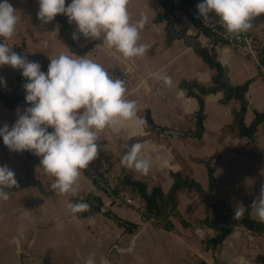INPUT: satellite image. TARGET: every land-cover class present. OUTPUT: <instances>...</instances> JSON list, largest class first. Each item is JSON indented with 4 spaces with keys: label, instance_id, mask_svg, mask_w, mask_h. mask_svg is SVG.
Returning <instances> with one entry per match:
<instances>
[{
    "label": "crops",
    "instance_id": "crops-1",
    "mask_svg": "<svg viewBox=\"0 0 264 264\" xmlns=\"http://www.w3.org/2000/svg\"><path fill=\"white\" fill-rule=\"evenodd\" d=\"M163 1L170 12L169 21L163 19L160 0H129L133 22L141 12L147 16L139 42L150 47L143 57L128 61L98 47L99 40H73L75 24L57 14L68 23L67 41L63 23L55 19L43 23L37 18V0H10L20 20L8 41L20 45L22 55L38 61L43 71L52 56L77 54L100 62L113 75L124 79L127 98L137 102V115L144 120L143 135H130L127 127L102 131L97 141L99 155L94 161L99 165L98 161L104 158L113 174L139 182L148 195L159 189L160 204L165 205L159 211L169 229L155 228L143 221L133 207L112 209L128 228L99 215L83 218L72 214L68 202L92 192L90 180L82 173L75 194H60L50 188L54 177L34 165L32 176L38 185L19 188L8 193L7 200H0V264H20L19 256H24V264H84L90 254L96 264L105 258L109 264H264V232L233 225L222 241L209 243L219 235L210 225L219 202L225 206L221 215L226 210L244 208L247 217L264 225L256 218L252 205L264 188V121L248 139L240 135V119L236 118L244 107L242 124L248 128L255 113H264V83L254 63L240 49L213 41L183 13L174 11L169 0ZM247 32L264 45V14L253 20ZM184 37L190 43L198 42L201 51L214 54L228 91L247 82L248 86L241 100L234 96L226 101L230 94L225 89L201 96V135L174 139L151 128L145 121L146 111L155 126L195 132L200 117L198 101L193 97L197 93L195 86L211 87L216 73ZM130 64L132 71H128ZM159 72L171 76L170 86L153 77ZM0 77L4 80L0 85V126H11L28 104L16 68L0 65ZM137 141L145 144L152 162L147 174L120 163L123 152ZM28 160L39 157L30 151H10L0 141V164L9 166L18 182L28 177ZM202 162H208V166ZM208 172L213 186L206 204L189 184L206 191ZM176 183L179 187L174 189ZM135 198L144 204L137 191Z\"/></svg>",
    "mask_w": 264,
    "mask_h": 264
},
{
    "label": "clouds",
    "instance_id": "clouds-1",
    "mask_svg": "<svg viewBox=\"0 0 264 264\" xmlns=\"http://www.w3.org/2000/svg\"><path fill=\"white\" fill-rule=\"evenodd\" d=\"M37 18L43 23L54 20L57 14L75 24L73 40H99L98 47L132 61L143 57L148 43H140V31L147 22L141 12L134 22L129 12V0H37ZM197 15L207 21L210 16L228 34L239 36L253 26V20L264 14V0H198ZM20 16L10 0H0V65L21 69L26 78L23 88L28 106L14 123L0 126V141L10 151H30L39 157L45 174L54 177L50 188L60 194H75L82 170L99 155V134L108 129L119 131L127 127L130 135H143L144 120L137 115V102L127 98L125 81L113 75L103 64L86 55L60 53L49 58L46 71L41 64L12 50L5 41L14 36ZM83 46V45H82ZM68 48V47H67ZM68 52L71 53L68 49ZM133 70L130 64L128 71ZM153 77L165 86L172 78L164 72ZM4 83L0 77V85ZM143 83V82H142ZM51 128V131H49ZM127 169L147 174L151 159L145 144L137 141L120 156ZM15 172L0 164V200L8 199L6 189L17 186ZM256 218L264 223V188L253 200ZM72 214L89 209L86 201H69ZM244 208L234 211L236 218ZM243 258H241L242 260ZM84 264H96L89 255ZM100 264H109L102 259Z\"/></svg>",
    "mask_w": 264,
    "mask_h": 264
},
{
    "label": "built area",
    "instance_id": "built-area-1",
    "mask_svg": "<svg viewBox=\"0 0 264 264\" xmlns=\"http://www.w3.org/2000/svg\"><path fill=\"white\" fill-rule=\"evenodd\" d=\"M197 3L198 0H169V5L174 11L183 13L194 24L205 30L213 41L240 49L243 55L254 63L264 83V45L260 40L248 32L239 36L226 33L215 16H210L207 21L199 18L195 15ZM2 39L0 38V40ZM5 42L12 47L13 51L22 55L20 45H13L8 39ZM16 70L19 79L24 84L26 78L22 77V70L19 68ZM98 162L99 165L92 161L86 169L82 170L83 175L92 183L93 191L74 198L73 202L83 200L90 206L87 211L77 213V216L91 218L99 215L111 223L127 227L128 225L118 218L112 209L133 207L143 221L150 223L155 228H165L166 222L162 217L153 211H148L144 204H140L136 200L133 187L127 184L121 176L113 174L104 158ZM98 193L102 196L100 197Z\"/></svg>",
    "mask_w": 264,
    "mask_h": 264
},
{
    "label": "trees",
    "instance_id": "trees-1",
    "mask_svg": "<svg viewBox=\"0 0 264 264\" xmlns=\"http://www.w3.org/2000/svg\"><path fill=\"white\" fill-rule=\"evenodd\" d=\"M199 56L202 58V60L206 63V65L210 68L215 70V75L212 79V86L205 88L196 85V94H193V97L196 98L199 104V115L200 117L198 118V124H201V109H202V98L201 96L206 95V94H211V93H216L217 91L224 90L226 89V84L223 83V70L222 68L215 62L214 60V54L208 53L206 50L201 51ZM248 86V82L245 83L243 86L240 87H235L231 88L232 90L235 91V98L240 99L242 98L243 93L246 92ZM231 95H228L226 98V101L230 99ZM244 103V102H243ZM244 113V107L241 108L240 112L236 114V118H239V131L240 135L247 137L248 139H251V133L255 129V127L264 121V113H255V119L252 123V125L248 128H245L242 124V117ZM127 184L133 187L135 191L138 192L139 196L141 199L144 201L145 208L148 211H153L157 214L160 215V202H161V192L159 189H154L149 195L146 194L144 186L140 184L139 182H130L125 180ZM179 187V184L174 185V189H177ZM161 216V215H160ZM162 219L165 221V216H161ZM166 222V221H165ZM211 227L214 229H217L219 231V235L216 236L213 240H210L209 243L212 245H215L222 241L226 235L230 232V229L233 225H242L248 230L253 229L256 227L255 231L256 232H264V225L261 223H257L253 220H251L247 215H243L242 217L236 218L234 215V211L231 210H226L223 215H221L218 218H215L211 221L210 223ZM129 226L125 227L128 228ZM165 229H169V225L166 223Z\"/></svg>",
    "mask_w": 264,
    "mask_h": 264
},
{
    "label": "water",
    "instance_id": "water-1",
    "mask_svg": "<svg viewBox=\"0 0 264 264\" xmlns=\"http://www.w3.org/2000/svg\"><path fill=\"white\" fill-rule=\"evenodd\" d=\"M160 1H161L163 12H164L163 19L166 20V21H169L170 12H169L168 8H166L164 6V1L163 0H160ZM54 19L58 20V21H60L61 23L64 24V33L66 35V40L70 41V31L68 29V23L64 19L60 18L57 15H56V17ZM184 39H185L187 45L193 47L194 51L197 54H199L201 52L198 42L192 41L190 43L185 37H184ZM96 44H98V43H96ZM69 47L72 49L71 45H69ZM75 53H80V51H75ZM186 88H187V90H190V86L189 85H187ZM224 92L226 94L229 93L231 95V98L235 96V91L234 90L228 91V89H225ZM145 121L155 131H157V132H159V133H161V134H163L165 136H168L170 138H174V139L186 138V137H199L201 135V131H202V128H201L200 125L197 126L195 132H182V131H178V130H170V129H166V128H163V127L155 126L153 124V122L151 121V119L149 118L147 111H146ZM202 164L204 166H206V167L208 166V162H202ZM34 165H39V160H28L27 164H26V172L28 174L27 179L25 181L18 182L17 186H14L11 189H6V191L8 193H11V192H14V191L18 190L19 188L26 187V186L31 185V184H37L33 180V176H32V167ZM189 185L192 188V190H194L204 200V202L207 204L209 199H210V196L212 194L213 178L211 176V173L208 172V188H207L206 191L202 190L196 184L192 183V184H189ZM160 206L162 207V209H164V207H165V205L163 206V204L162 205L160 204ZM224 208H225V206H224L223 203L219 202L218 204H216V206H215L216 212L214 214L213 219L220 217ZM162 214H164V213H162ZM255 229H256V227H254L250 231H255ZM19 258H20V264H24L23 263L24 256H19Z\"/></svg>",
    "mask_w": 264,
    "mask_h": 264
}]
</instances>
